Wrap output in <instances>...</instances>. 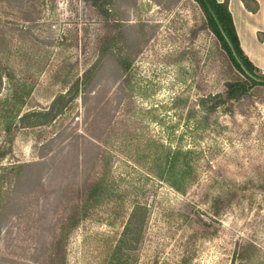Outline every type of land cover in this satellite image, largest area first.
<instances>
[{
  "label": "rangeland",
  "instance_id": "rangeland-1",
  "mask_svg": "<svg viewBox=\"0 0 264 264\" xmlns=\"http://www.w3.org/2000/svg\"><path fill=\"white\" fill-rule=\"evenodd\" d=\"M110 1L105 17L87 0H0V67L10 73L0 91V167L44 160L48 194L38 211L3 228L0 259L29 262L34 225L63 184L104 175L112 199L79 206L86 216L70 232L66 264H264V86L206 118L199 97L224 92L240 75L197 2ZM112 22L143 24L146 36L127 97L117 105V85L105 76L90 100L78 97L52 123L7 133L3 100L16 91L22 101L14 124L18 113L43 109L95 61ZM136 203L147 207L139 241L117 249ZM78 204L50 206L53 217Z\"/></svg>",
  "mask_w": 264,
  "mask_h": 264
},
{
  "label": "trees",
  "instance_id": "trees-1",
  "mask_svg": "<svg viewBox=\"0 0 264 264\" xmlns=\"http://www.w3.org/2000/svg\"><path fill=\"white\" fill-rule=\"evenodd\" d=\"M87 1L97 7L103 16L107 17L108 13L104 6L111 3L110 0ZM195 1L204 15L205 26L207 25L216 36L221 47L227 53L232 67L240 75V77L227 80L224 83V92L204 94L199 97L197 105L203 110L207 118V116L213 115L219 106L233 101L241 102L245 98L248 99L252 89L264 86V74H261L259 69L247 58L239 45L232 16L228 9V0L221 2L217 0ZM241 1L248 11H257L258 4L255 0ZM110 24L114 33L100 40L95 61L88 65L79 77L74 79L65 93L54 96L43 109L26 111L20 115L18 113L16 115V117L18 116L17 123L14 124L12 119L14 114L19 111L22 101L17 100L16 91H13L15 94L3 100V107L5 108L3 117L7 119L4 130L7 133H11L15 128L40 127L52 123L68 110L78 97L83 103L90 100L91 94H94L91 92L98 88L100 83H103L105 76H112V83L117 85L119 90L117 105L121 99L127 97L128 93H125V90L129 80V69L133 58L140 52L146 36L143 33V24L129 28H120L123 25L118 22ZM122 43L124 44L122 45ZM9 76V71L0 67V91L2 78ZM227 110L230 111L229 108ZM93 134L98 139L101 138L100 135ZM120 143L121 141L118 143L119 146ZM173 164H171V168L174 166ZM44 167V160L13 164L9 168L0 167L5 172L0 174V238L3 228L10 226L8 222L11 221V218L20 221L24 210L30 213L36 209L38 211L40 199L48 195L45 194L46 191L41 180V171ZM4 184H7V187L4 188ZM106 184L104 175L98 180L86 178L82 181L81 187H72L70 190L63 184L56 201L50 206L57 208L68 201V198L72 200L78 198L80 204L71 206L70 211L64 217L59 216L58 218L53 217L57 211L50 206L47 207L45 220L38 227L34 225L37 231L31 235L34 236L35 244L31 255H29V262L23 259L6 262L7 259L2 257L0 264H66V245L70 232L86 216L85 212H82L85 213L83 215L80 214L79 206L86 209L112 199L110 190L106 189ZM222 204L219 198L215 199L213 214H219ZM146 212L147 207L145 205L140 203L133 205L127 218L126 227L116 245L117 249L134 248L135 245L133 244L139 241L142 228L145 226ZM31 228L28 226V232ZM249 248L251 250L256 249L251 243H249Z\"/></svg>",
  "mask_w": 264,
  "mask_h": 264
},
{
  "label": "crops",
  "instance_id": "crops-1",
  "mask_svg": "<svg viewBox=\"0 0 264 264\" xmlns=\"http://www.w3.org/2000/svg\"><path fill=\"white\" fill-rule=\"evenodd\" d=\"M255 1L258 4L256 12L248 11L241 0H228V9L242 51L264 74V0Z\"/></svg>",
  "mask_w": 264,
  "mask_h": 264
}]
</instances>
